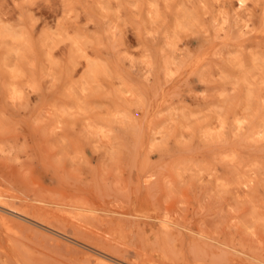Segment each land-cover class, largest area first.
I'll use <instances>...</instances> for the list:
<instances>
[{"label":"rangeland","instance_id":"1","mask_svg":"<svg viewBox=\"0 0 264 264\" xmlns=\"http://www.w3.org/2000/svg\"><path fill=\"white\" fill-rule=\"evenodd\" d=\"M98 255L264 264V0H0V264Z\"/></svg>","mask_w":264,"mask_h":264},{"label":"bare ground","instance_id":"2","mask_svg":"<svg viewBox=\"0 0 264 264\" xmlns=\"http://www.w3.org/2000/svg\"><path fill=\"white\" fill-rule=\"evenodd\" d=\"M20 214V213H19ZM99 256V255H98ZM104 258H106L107 259V257H104ZM104 258H102V257H100L99 256V258H97V261L99 262V263H102V264H111L109 261H111L110 260V258H109V260L107 259H104ZM116 262V261H115ZM114 263V262H113ZM115 264V263H114ZM117 264V263H116Z\"/></svg>","mask_w":264,"mask_h":264}]
</instances>
